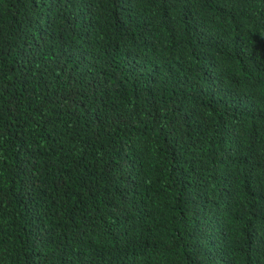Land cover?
Returning a JSON list of instances; mask_svg holds the SVG:
<instances>
[{
    "label": "trees",
    "instance_id": "trees-1",
    "mask_svg": "<svg viewBox=\"0 0 264 264\" xmlns=\"http://www.w3.org/2000/svg\"><path fill=\"white\" fill-rule=\"evenodd\" d=\"M0 264H264V0H0Z\"/></svg>",
    "mask_w": 264,
    "mask_h": 264
}]
</instances>
